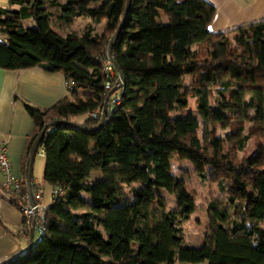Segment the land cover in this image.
<instances>
[{"label":"trees","instance_id":"obj_1","mask_svg":"<svg viewBox=\"0 0 264 264\" xmlns=\"http://www.w3.org/2000/svg\"><path fill=\"white\" fill-rule=\"evenodd\" d=\"M125 5H0V67L40 65L69 81L68 94L51 105L23 100L34 121L23 169L46 121L79 124L45 130L43 178L59 187L46 230L28 254L1 264H264V18L213 31L211 0H132L112 52L124 81L108 96L104 124L94 128L117 84L118 74L108 75L104 65ZM78 17L106 21L100 31L88 21L80 34L53 25L68 28ZM191 96L198 115L187 109ZM82 112V119L72 118ZM219 126L229 129L227 145ZM174 161L191 170L182 164L174 172ZM191 171L221 191L204 206L208 231L199 244L183 233L198 207L197 189L186 178ZM172 193L175 207L168 204Z\"/></svg>","mask_w":264,"mask_h":264},{"label":"crops","instance_id":"obj_2","mask_svg":"<svg viewBox=\"0 0 264 264\" xmlns=\"http://www.w3.org/2000/svg\"><path fill=\"white\" fill-rule=\"evenodd\" d=\"M216 12L209 24L213 31L223 30L239 24L264 18V0H211ZM8 5V0H0ZM69 92V81L60 70H48L40 65L21 68L0 67V140H6L12 169L16 175L24 176L23 160L28 137L34 121L23 100L45 107ZM17 93L20 97L15 96ZM82 117L76 119H82ZM0 170V182L2 180ZM44 198L43 201L49 203ZM24 223L27 217L16 203L4 196L0 188V264L26 252L29 234ZM173 264H208V260L176 261Z\"/></svg>","mask_w":264,"mask_h":264},{"label":"rangeland","instance_id":"obj_3","mask_svg":"<svg viewBox=\"0 0 264 264\" xmlns=\"http://www.w3.org/2000/svg\"><path fill=\"white\" fill-rule=\"evenodd\" d=\"M91 21L94 24V27L96 30L100 31L105 24L106 19L103 18L101 21H94L91 19V17H78L75 19V21L72 22L71 26L68 28H63L61 27L60 24L57 22H53L54 27L59 30L61 33H66V31L69 30H74L77 31L78 34L82 33L83 31V26L88 22ZM24 22L26 24H32L33 21L31 18H26L24 19ZM188 110L193 111L195 114H199L197 107L194 102V97L191 96L188 106ZM84 112L73 115L72 118H80L82 117ZM249 124L248 121H246L245 126ZM219 130L221 134L225 138V144H229V139L225 137V134L228 132V127L227 126H219ZM246 130V127H245ZM254 145V141L251 139L248 142L247 150L251 151ZM44 161L45 157L43 154V148L40 145L38 148V151L36 153V157L34 160V182L39 183L40 186L42 187V191L44 192V198L45 200L51 199V184L44 180L43 178V170H44ZM184 164V166H188L191 170V166L187 162H178L174 161L173 162V171L177 170L180 165ZM186 178L188 182L196 187L197 189V197H196V202L198 204V207L194 209L192 212L191 218L187 219L183 223V233L185 236V240L188 243H193V244H199L201 243L204 238L205 234L208 231V212L204 208L206 205L207 201L218 194L221 193L220 189L218 186L211 182L210 180H203L200 177H198L193 171L189 175H186ZM124 191L126 194L130 193V185L123 184ZM157 190V188H156ZM169 198V206L170 207H175L176 205V200L174 197V194L172 193L171 195L168 194ZM50 202V201H49Z\"/></svg>","mask_w":264,"mask_h":264},{"label":"built area","instance_id":"obj_4","mask_svg":"<svg viewBox=\"0 0 264 264\" xmlns=\"http://www.w3.org/2000/svg\"><path fill=\"white\" fill-rule=\"evenodd\" d=\"M106 73L112 77L118 74L115 65L112 62H108L104 65ZM111 80L106 81V86L109 87ZM0 170L2 172V180L0 182V188L4 196L14 200L18 208L23 214L35 219L34 224V240L42 238L46 230V210L49 203L43 201V191L39 183H33L34 196L37 200L36 207L31 204L29 198V192L25 180V176L16 175L12 169V162L8 154V145L6 140H0ZM59 190V187L52 188V199L55 193ZM27 227V223H24V228Z\"/></svg>","mask_w":264,"mask_h":264},{"label":"water","instance_id":"obj_5","mask_svg":"<svg viewBox=\"0 0 264 264\" xmlns=\"http://www.w3.org/2000/svg\"><path fill=\"white\" fill-rule=\"evenodd\" d=\"M131 1L132 0H126V5H125V10L123 12V15L121 17V20L117 26V28L115 29V31L113 32V34L110 36L109 40H108V44H107V50H106V57L115 65V67L118 70V79H117V84L110 90L108 91V93L106 94V98L103 102L102 105V109H101V116L99 119V122L97 123V125L94 128H99L104 124V121L106 119L107 113H108V96L110 95V93L114 90V88H117L119 85H121L124 81V75L123 72L121 71L117 61L115 60V58L113 57V45L115 44L116 40L118 39L122 28L124 26L127 14L129 12L130 6H131ZM57 125H61V126H68V127H77L79 126V124L71 119L68 118H52L49 119L48 121H46L44 123V125L41 127V129L39 130V132L37 133V135L35 136V138L33 139L30 147H29V151H28V155L26 157L25 160V164H24V176H25V180H26V184H27V188H28V192H29V198H30V202L32 205H34L36 207L37 204V200L34 196V188H33V183H34V160L36 157V153L38 151L39 146L41 145L42 142V138L44 135L45 130L48 127H52V126H57ZM34 224H35V219H32L30 227H29V244H28V248L26 250V252L24 254H28L34 244Z\"/></svg>","mask_w":264,"mask_h":264}]
</instances>
